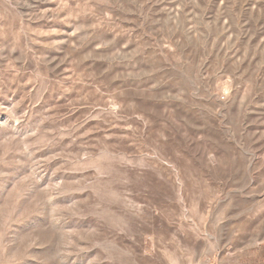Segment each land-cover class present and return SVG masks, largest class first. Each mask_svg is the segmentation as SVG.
Listing matches in <instances>:
<instances>
[{
    "label": "rangeland",
    "instance_id": "rangeland-1",
    "mask_svg": "<svg viewBox=\"0 0 264 264\" xmlns=\"http://www.w3.org/2000/svg\"><path fill=\"white\" fill-rule=\"evenodd\" d=\"M0 264H264V0H0Z\"/></svg>",
    "mask_w": 264,
    "mask_h": 264
},
{
    "label": "bare ground",
    "instance_id": "bare-ground-1",
    "mask_svg": "<svg viewBox=\"0 0 264 264\" xmlns=\"http://www.w3.org/2000/svg\"><path fill=\"white\" fill-rule=\"evenodd\" d=\"M226 90V89H225Z\"/></svg>",
    "mask_w": 264,
    "mask_h": 264
}]
</instances>
